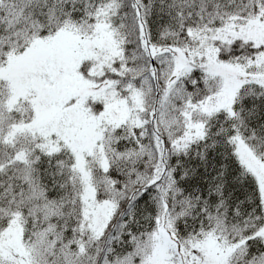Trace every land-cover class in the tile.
<instances>
[{
    "label": "snow or ice",
    "instance_id": "snow-or-ice-1",
    "mask_svg": "<svg viewBox=\"0 0 264 264\" xmlns=\"http://www.w3.org/2000/svg\"><path fill=\"white\" fill-rule=\"evenodd\" d=\"M0 264H264V0H0Z\"/></svg>",
    "mask_w": 264,
    "mask_h": 264
}]
</instances>
